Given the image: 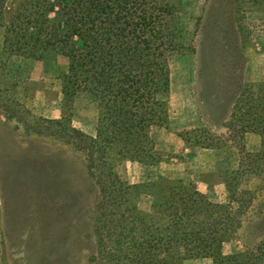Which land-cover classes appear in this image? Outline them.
<instances>
[{"label": "trees", "instance_id": "trees-1", "mask_svg": "<svg viewBox=\"0 0 264 264\" xmlns=\"http://www.w3.org/2000/svg\"><path fill=\"white\" fill-rule=\"evenodd\" d=\"M11 1L0 0L2 55L43 61L53 51L65 57L63 103H72L86 92L101 110L95 137L73 128L66 117L39 118L44 126L33 129L19 118L26 132L65 140L85 155L87 176L98 190L93 260L98 264H185L196 259L264 264V237L253 248L223 253L254 199L251 191L239 189L242 174L256 176L264 188V83L242 88L234 107L230 138L256 134L260 151L255 158L247 157L245 172L240 166L227 177L226 203H214L192 184L162 176L128 185L115 173L108 156L114 152L144 166L160 162L152 131L167 128L169 122L168 59L187 50L186 31L177 17L181 0H19L5 21ZM179 136L192 147L222 148L219 138L199 135L198 130ZM141 196L151 198L149 212L138 209L136 200Z\"/></svg>", "mask_w": 264, "mask_h": 264}, {"label": "rangeland", "instance_id": "rangeland-1", "mask_svg": "<svg viewBox=\"0 0 264 264\" xmlns=\"http://www.w3.org/2000/svg\"><path fill=\"white\" fill-rule=\"evenodd\" d=\"M18 2L9 3L5 21ZM181 7L177 17L186 31L187 50L168 59L169 122L167 128L152 131L160 162L144 166L114 152L108 162L128 185L162 176L192 184L214 203H226L227 177L240 166L245 172L247 157L255 158L260 151L259 136L247 133L232 140L229 128L241 89L264 83V0H181ZM46 57L58 61L60 71L68 65L53 51ZM8 59L0 57V264H98L93 260L98 190L87 176L85 155L65 140L28 133L19 123L22 117L33 129L40 126L39 118L66 117L91 129L101 112L98 103L82 92L72 103L61 101L59 113L33 114L32 106L57 105L49 101L55 100V82L48 81L45 90L39 80H29L30 69L24 68L17 91ZM197 130L219 138L222 148L192 147L179 136ZM239 189L251 191L254 199L236 237L223 246L226 255L253 248L264 237L261 180L242 174ZM151 202L149 196H141L136 205L149 212ZM185 264L212 262L196 259Z\"/></svg>", "mask_w": 264, "mask_h": 264}, {"label": "crops", "instance_id": "crops-1", "mask_svg": "<svg viewBox=\"0 0 264 264\" xmlns=\"http://www.w3.org/2000/svg\"><path fill=\"white\" fill-rule=\"evenodd\" d=\"M1 30V28H0ZM3 31V30H2ZM0 31V57L2 55V48H3V32ZM2 32V33H1ZM64 60L67 61V59L63 56H61ZM60 58V57H57ZM59 60V59H57ZM58 61L50 60L47 57L43 61H33V60H27L23 59L17 56H10L8 59V66L10 72L13 74V82L15 89L18 91L20 89V84L23 81V75H22V70L24 68H29V80L31 81H37L39 80L41 83H43V86L45 84V90H48V84L47 82H55L54 88L55 91H51L53 95H55V100L54 97H50L49 101L54 102L57 105H53L51 109L49 107L46 108H38V107H31V111L33 114H38V115H51V114H56L59 113V106L58 104L63 101V95H62V84H61V78L67 73L68 70V65H66V68L64 71H60L58 69ZM7 76V75H6ZM49 85H52L51 83ZM77 97L73 100L76 101ZM94 99V98H93ZM95 100V99H94ZM96 101V100H95ZM98 106V105H97ZM97 119L98 115L95 119V123L97 126ZM73 123V124H72ZM71 125L73 128L80 130L81 132L85 133L86 135L90 137H95L96 134V126L93 128H89L86 125L82 124L80 126H76L74 124V121L71 120Z\"/></svg>", "mask_w": 264, "mask_h": 264}]
</instances>
